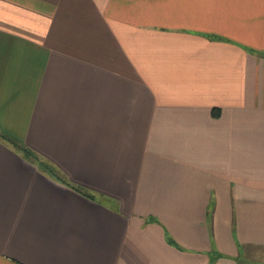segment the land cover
Listing matches in <instances>:
<instances>
[{"label": "crops", "instance_id": "crops-1", "mask_svg": "<svg viewBox=\"0 0 264 264\" xmlns=\"http://www.w3.org/2000/svg\"><path fill=\"white\" fill-rule=\"evenodd\" d=\"M251 247L264 0H0V264H247Z\"/></svg>", "mask_w": 264, "mask_h": 264}, {"label": "rangeland", "instance_id": "rangeland-1", "mask_svg": "<svg viewBox=\"0 0 264 264\" xmlns=\"http://www.w3.org/2000/svg\"><path fill=\"white\" fill-rule=\"evenodd\" d=\"M247 254L243 250L241 253L242 260L247 264H264V248L262 247H251L247 249Z\"/></svg>", "mask_w": 264, "mask_h": 264}]
</instances>
